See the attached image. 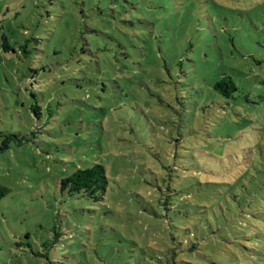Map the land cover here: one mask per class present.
Wrapping results in <instances>:
<instances>
[{"label": "rangeland", "instance_id": "rangeland-1", "mask_svg": "<svg viewBox=\"0 0 264 264\" xmlns=\"http://www.w3.org/2000/svg\"><path fill=\"white\" fill-rule=\"evenodd\" d=\"M9 135L0 264L160 262L192 184V264H264V0H0ZM94 165L103 201L61 191Z\"/></svg>", "mask_w": 264, "mask_h": 264}, {"label": "trees", "instance_id": "trees-1", "mask_svg": "<svg viewBox=\"0 0 264 264\" xmlns=\"http://www.w3.org/2000/svg\"><path fill=\"white\" fill-rule=\"evenodd\" d=\"M1 48L3 51L8 50L5 39L1 40ZM180 66L181 60L178 63V67ZM212 89L226 99L233 98V93L238 90L234 81L227 75H222L214 82ZM31 111H34L33 108H31ZM12 139L16 140L18 144L22 141V139H18L16 136H3L0 140V152L9 149V142ZM107 186L108 181L105 170L100 165H94L91 168L82 170L77 169L60 182L61 191H66L69 195L82 196L94 203L104 200ZM181 190L184 196L181 198L182 204L178 212L179 224L174 228L177 232L176 234L170 233L169 238L161 244L158 252L162 257V261L157 262V257L153 253L148 258V262L139 259L137 264H192V261L196 260L198 229H205V225L207 224L206 227H209V225L208 222L204 224L201 219H196V216L199 214L198 211L201 209L196 204V184H192L190 187L187 186V188H182ZM6 194L7 189L0 185V199ZM163 204L165 207L171 205L167 200H164ZM199 224L202 225L200 226Z\"/></svg>", "mask_w": 264, "mask_h": 264}]
</instances>
